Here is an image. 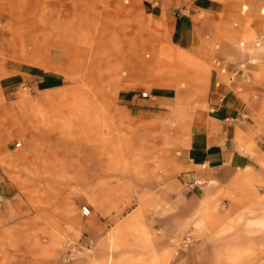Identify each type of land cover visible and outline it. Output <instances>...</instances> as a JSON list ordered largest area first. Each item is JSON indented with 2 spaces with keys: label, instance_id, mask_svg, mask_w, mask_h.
I'll use <instances>...</instances> for the list:
<instances>
[{
  "label": "rangeland",
  "instance_id": "1",
  "mask_svg": "<svg viewBox=\"0 0 264 264\" xmlns=\"http://www.w3.org/2000/svg\"><path fill=\"white\" fill-rule=\"evenodd\" d=\"M200 1L0 0V264H264V0ZM221 85L240 160L212 170Z\"/></svg>",
  "mask_w": 264,
  "mask_h": 264
},
{
  "label": "crops",
  "instance_id": "2",
  "mask_svg": "<svg viewBox=\"0 0 264 264\" xmlns=\"http://www.w3.org/2000/svg\"><path fill=\"white\" fill-rule=\"evenodd\" d=\"M200 2H204L201 0ZM188 7V6H187ZM192 10L185 9L177 13L170 12L166 15L168 31L182 34L193 26ZM186 39V36H177L176 39ZM235 96L228 94L226 86H213L210 97L205 107L199 112V134L202 135V147L198 161L208 169H219L233 165L234 161L240 160L236 155L233 138L240 127V114L243 109Z\"/></svg>",
  "mask_w": 264,
  "mask_h": 264
},
{
  "label": "built area",
  "instance_id": "3",
  "mask_svg": "<svg viewBox=\"0 0 264 264\" xmlns=\"http://www.w3.org/2000/svg\"><path fill=\"white\" fill-rule=\"evenodd\" d=\"M142 95H143V97H146L147 96V93L146 92H143ZM81 213H82V215L87 216L90 213L89 207L83 206L81 208Z\"/></svg>",
  "mask_w": 264,
  "mask_h": 264
}]
</instances>
